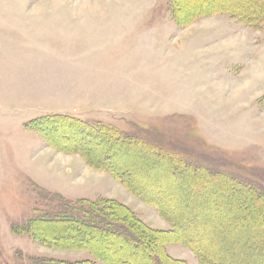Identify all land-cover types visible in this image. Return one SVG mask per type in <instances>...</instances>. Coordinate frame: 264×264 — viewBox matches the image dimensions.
<instances>
[{"label": "rangeland", "instance_id": "rangeland-1", "mask_svg": "<svg viewBox=\"0 0 264 264\" xmlns=\"http://www.w3.org/2000/svg\"><path fill=\"white\" fill-rule=\"evenodd\" d=\"M208 4L246 16V6L264 0L180 3L185 15L189 5L195 11ZM233 20L217 13L179 27L169 0H0V264L42 258L104 264L86 251L48 248L13 232L32 215L39 189L71 202L114 200L151 229L171 227L109 173L79 153L48 146L27 126L48 115L173 144L191 155L186 162L236 177L264 196V23L253 29ZM62 134H54L57 144L88 142ZM145 154L115 155L113 167L153 198L210 264H264L261 203L244 201L225 183L205 187L191 178L183 185L186 170L166 163V175L164 163ZM252 207L256 216L247 211ZM65 237L81 242L75 234ZM100 243L114 260L147 264L129 244ZM165 249L198 264L181 244Z\"/></svg>", "mask_w": 264, "mask_h": 264}, {"label": "trees", "instance_id": "trees-1", "mask_svg": "<svg viewBox=\"0 0 264 264\" xmlns=\"http://www.w3.org/2000/svg\"><path fill=\"white\" fill-rule=\"evenodd\" d=\"M180 3L181 0H169L171 15L179 27L187 26L199 18L210 17L217 13H227L238 23L253 29H259L264 23V4L246 6L248 14L245 16L240 11L226 7L218 8L215 4L199 7L191 15H185L182 13ZM27 126L29 129L39 132L48 146L64 153H79L87 165L109 173L132 195L153 206L158 214L171 225L168 230L151 229L137 218L127 206L117 201L80 199L71 202L65 200L60 194L48 193L39 189L36 196L38 204L36 203L32 209V215L22 224L23 226L13 227V232L16 235H29L41 246L60 250L86 251L104 264H127L114 260L103 253L100 242L109 239L112 244H129L128 248L131 253L144 259L147 264H187L185 261L170 257L165 249L167 244H181L194 254L198 264H210L203 249L179 234L175 222L165 210L161 209L153 198L145 197L135 189L124 173L113 167L115 155L128 157L136 155L137 151L141 150L150 154V158L147 157L148 154H145L147 155L146 159L152 160L153 163L162 161L165 165L163 172L166 175L169 173L166 163L173 164L178 171L186 170L187 178L181 181L183 185L186 182L188 185L191 178H200L205 187L215 188L218 186L223 189L225 183L235 186L240 193H243L245 195L244 201L252 200L264 206V196L258 190L239 181L236 177L217 172L212 173L204 166L186 162V159L191 155L184 153L176 146L174 147L173 144H162L160 141L154 143L145 139L130 137L98 123L96 125L87 124L73 117L60 115L41 117L30 121ZM56 133H64L74 141L76 137L80 136L88 142L87 144H70L61 141L57 144L53 138V136H57L54 135ZM247 210L248 212L251 211L252 216L258 214V211L253 207L247 208ZM65 234H75L81 242L66 241ZM90 237L95 238V241H89ZM35 264L96 263L88 259L65 262L42 258L38 259Z\"/></svg>", "mask_w": 264, "mask_h": 264}, {"label": "bare ground", "instance_id": "bare-ground-1", "mask_svg": "<svg viewBox=\"0 0 264 264\" xmlns=\"http://www.w3.org/2000/svg\"><path fill=\"white\" fill-rule=\"evenodd\" d=\"M225 4H226V3H225ZM229 5H230V4H229ZM218 6H219V5H218ZM227 6H228V5H227ZM188 7H190V9H189ZM188 7H186V8H188L190 11L187 9V10L189 11V12H188V11L185 9V10H186L185 12H186L188 15H190L191 13H193L194 10L191 8L190 5H189ZM221 8H222V7H221ZM236 9H238V8H236ZM241 9H242V8H241ZM241 9H240V10H241ZM243 10H244V9H243ZM62 129H63V128H62ZM60 130H61V128H60ZM61 131H62V130H61ZM62 132H63V131H62ZM66 132H67V131H66ZM59 135H60V134H59ZM62 135H63V134H62ZM57 136H58V135H57ZM99 152H100V151H99ZM128 153H129V152H128ZM116 154H117V153H116ZM136 155H137V154H136ZM113 162H114V161H113ZM113 166H114V165H113ZM216 188H217V187H216ZM208 200H209V199H208ZM247 211H248V210H247Z\"/></svg>", "mask_w": 264, "mask_h": 264}, {"label": "crops", "instance_id": "crops-1", "mask_svg": "<svg viewBox=\"0 0 264 264\" xmlns=\"http://www.w3.org/2000/svg\"><path fill=\"white\" fill-rule=\"evenodd\" d=\"M37 17V16H36ZM208 18V17H207ZM202 19H205V18H202ZM231 20H233L231 17H230ZM60 20H63L62 18H60ZM235 22H237L236 20H233ZM238 23V22H237ZM239 24V23H238ZM29 89V88H28ZM30 90V89H29ZM31 91V90H30ZM126 206V205H125Z\"/></svg>", "mask_w": 264, "mask_h": 264}]
</instances>
